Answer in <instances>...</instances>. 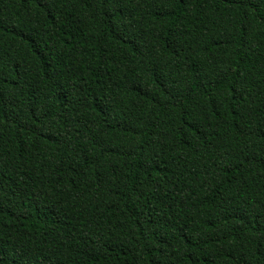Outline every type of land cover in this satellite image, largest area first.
<instances>
[{"label":"trees","instance_id":"obj_1","mask_svg":"<svg viewBox=\"0 0 264 264\" xmlns=\"http://www.w3.org/2000/svg\"><path fill=\"white\" fill-rule=\"evenodd\" d=\"M0 264H264V0H0Z\"/></svg>","mask_w":264,"mask_h":264}]
</instances>
